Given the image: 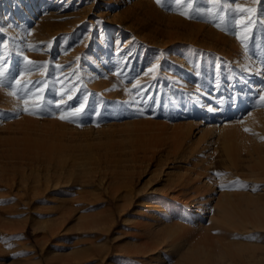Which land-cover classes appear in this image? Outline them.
Instances as JSON below:
<instances>
[{"label": "rangeland", "instance_id": "1", "mask_svg": "<svg viewBox=\"0 0 264 264\" xmlns=\"http://www.w3.org/2000/svg\"><path fill=\"white\" fill-rule=\"evenodd\" d=\"M17 1L30 20L7 25L12 4L0 0V264H99L104 256L149 264L126 252L135 235L152 233L141 226L142 193L197 168L252 224L226 229L210 212L187 233L167 222L177 246L162 264H184L200 244L212 251L217 242L233 247L216 264H264V167L246 154L232 165L222 136H250L249 122L264 116V0ZM179 93L185 115L162 100ZM183 124L192 126L194 150L170 153L171 144L156 161L141 147L149 134ZM34 143L41 151L29 150ZM127 184L132 203L118 211L116 188Z\"/></svg>", "mask_w": 264, "mask_h": 264}, {"label": "bare ground", "instance_id": "2", "mask_svg": "<svg viewBox=\"0 0 264 264\" xmlns=\"http://www.w3.org/2000/svg\"><path fill=\"white\" fill-rule=\"evenodd\" d=\"M41 1H43V0H41ZM60 1L62 2L64 0H60ZM18 2L19 1H17V0H4L5 4H7V3L12 4V6L9 5L7 7L8 8V12H6L7 13L6 19L8 21L7 25H9V21L16 22L17 21L16 17L19 15H20V17H23L26 20V22L30 20L29 16L26 14V12L23 11L24 9L22 11L25 13L22 12L23 14H21V11H20L21 6L20 7L18 6ZM47 5L48 4H46V6ZM13 24H15V23H13ZM10 25H12V24H10ZM40 31H42V30H40ZM17 32H18V30H17ZM45 32H46V30H45ZM46 33L50 34V30H49V32L47 31ZM19 34H20V32H19ZM218 34H219V32H218ZM16 38H18V36ZM191 40L194 42H201V43L205 44V39H203V38L199 39V37L195 38L192 36ZM240 43H238V47L243 48L239 45ZM215 46L218 48V45H214V47ZM222 48H224V47H222ZM236 50H238V49H236ZM238 51H241V50H238ZM106 53H108V51ZM230 54H232V53H230ZM241 54H243V53L241 52ZM246 55H247V53H246ZM247 56H245V57H247ZM228 58H230V57L228 56ZM237 58H239V57H237ZM247 59H249V58H247ZM230 60H231V58H230ZM232 61L235 62L234 60H232ZM236 63H238V62H236ZM254 64L255 63H253L251 65H254ZM245 65H248V64H245ZM241 67H243V66H241ZM244 67H246V66H244ZM247 68H249V66ZM83 74H85V73H83ZM86 75H87V73H86ZM88 77L89 76L87 75L86 79H88ZM239 77H240V75H239ZM78 80H80V79H78ZM179 92H181V91H179ZM168 93L169 92H167V94ZM182 94L179 93L178 95L174 96V98L171 97L173 95H168L167 100L162 99V100H165V101H163V103L170 105L172 107L171 109H173L172 111L178 112L177 113L178 115H180V114L185 115L187 113L186 109L189 108L188 106L185 105V102L182 100V98H183ZM142 95L145 98L146 94L144 95V93H142ZM164 96L166 97V95H164ZM147 99L148 98L146 97V100ZM202 100H204V99H202ZM197 106L199 107V105H197ZM262 116H261V118L264 117V116L263 117ZM261 118L260 117H259V119L254 118V121L256 120L255 123H252L253 120L251 118L252 121L250 120L251 122H249V124L252 126L253 133L250 136H248L249 135V133H248V135H246V137H245L244 133L240 129H234L232 132L223 131L222 136H223L224 141H225L224 149L226 151V156L228 158H230L232 165L238 166L240 158L242 157V155L246 154L250 158L251 161L254 160V162H257L259 165L264 167V140L262 141L260 139V138L264 137V119H261ZM189 124H190V122H189ZM189 124H183V125H177V126L172 125V127H169L166 125L165 129L170 131L169 135L163 136V134H161V133H157V132H155V134L151 133L148 135L147 140L146 141L144 140L145 141L144 143L142 142L143 145L141 147H143L145 152L151 151L153 153L152 159L156 160V161L161 160L163 155L165 154L164 153L165 152L164 147H166V146L168 147L171 144L174 146V148L169 150L170 153H176L177 151H179L181 149L180 147H182L184 144H188L187 148L189 150L187 152H190V150H194V144L191 142L192 141V137H191L192 126H190ZM243 124H241V125H243ZM244 125L246 126L247 123ZM251 139H254V141L253 142L250 141ZM42 144L43 143H34L32 146H30L29 150H33L35 152L41 151ZM59 144H61V143H59ZM48 146L54 147L55 150L60 148L58 144H51V145L48 144ZM61 146H63V144ZM59 150L60 149H58V151ZM234 151H235V155H234ZM187 152L185 154H187ZM142 153H143V151H142ZM131 154H133V153H131ZM191 154H192V152H191ZM130 161L132 163H137L138 158L136 156H133ZM158 164L160 166H162L159 162H158ZM132 165H134V164H132ZM130 167H128V168H130ZM132 168H134V167H132ZM208 174L209 173L207 172V170L197 168V172H196L195 176L193 175L194 177L190 176V177H186L184 179L183 178H181V179L177 178L165 190L149 189L148 188L142 193V195H143L142 198H145L146 200L143 203L144 204L143 205L144 211L143 212L141 211L140 216H141V218L143 217L144 219L147 218L148 222L145 224H142L141 226H143L144 229L151 230L152 233H151V235H146V234L135 235L134 236V238H136L135 243H134L135 247L130 249L131 246L130 247L128 246L129 247L128 251H126V252H129V256H131V257L142 256L144 258L149 259V261H150L149 264H162L163 261L167 257H169V253H171V250L175 249V247L177 246L175 244L176 241L170 239L171 235H172L171 230H168L167 228H162V225L167 223V222L175 220L177 222L178 227L180 229H182V231L184 233H187L189 231V229L191 228V226H193L191 223H194L196 220L199 221L202 217L204 218L205 213H207V212L208 213L210 212V214H211L209 216L210 221L211 222L216 221V223L218 222L217 225H220L221 227H224L226 229H233V228H236V226H237L236 224H239L241 226V227H239V229L244 230V231L248 230L247 225H249L250 223L252 224V221L250 220L249 216L245 215L242 211H237L235 209V207L230 205L229 200H231V198L222 197V198H220L221 200L218 199L217 194H216L217 192H216V189H215L214 184H213L214 181L213 182L211 181L210 176ZM114 179H117V177H115ZM122 187L123 186H117L116 190H119V192L117 193L115 191L116 192L115 197L118 199V203H117L118 204L117 205L118 211H123L124 209H126V206L128 204L132 203V200H130V199L132 198V195H134V192L132 191V184H127L124 186L126 188L124 190V193H122L120 191ZM160 191H161L162 195L161 196L156 195ZM215 199H218L217 201H220V202H218V203L216 202V204H214L212 206V202ZM129 201H131V202H129ZM227 205H229V207ZM213 210H215L218 215L217 214L215 215V212H213ZM263 214H264V212H261V215H263ZM70 216H71V212L69 210H67V213H65V216H64L65 219L63 222H66V219L68 220ZM90 221H91V223H95V224L101 223L97 219H92ZM197 221H196V225H198V227L201 226L202 225L201 222L200 221L197 222ZM257 223L261 227L264 228V219L258 218ZM193 228H195V227L193 226ZM67 230H69V229H67ZM168 239H170V241H168ZM202 246H204V245H202ZM232 247L233 246H225L221 242H219V243L217 242V244L215 245V247H213V250L211 251L208 247H201V244H200L198 249H193L195 256L188 257L184 264H200L201 260L206 261V262L210 261V262H212V264H216L219 260H222L226 256L230 255V251H231L230 248H232ZM187 254H189V252ZM105 258H106V256H104L103 258H99V264H113L112 261H108V258L107 259H105Z\"/></svg>", "mask_w": 264, "mask_h": 264}, {"label": "snow or ice", "instance_id": "3", "mask_svg": "<svg viewBox=\"0 0 264 264\" xmlns=\"http://www.w3.org/2000/svg\"><path fill=\"white\" fill-rule=\"evenodd\" d=\"M156 2L158 3V4H160L161 3V0H156ZM209 3H212V0H209ZM237 7H239V6H237ZM221 9H223V5H221ZM29 63H32L31 61H29ZM22 75V74H21ZM0 76H3V72H0ZM3 81L2 80H0V83H2ZM14 82L16 83V84H20L21 83V81L20 80H14ZM28 95V92L26 91V96ZM69 99H71V97L69 96ZM26 110V109H25ZM61 118H64V117H61Z\"/></svg>", "mask_w": 264, "mask_h": 264}]
</instances>
